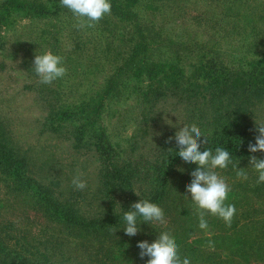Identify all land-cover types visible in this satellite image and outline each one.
I'll return each mask as SVG.
<instances>
[{"label":"rangeland","instance_id":"rangeland-1","mask_svg":"<svg viewBox=\"0 0 264 264\" xmlns=\"http://www.w3.org/2000/svg\"><path fill=\"white\" fill-rule=\"evenodd\" d=\"M6 1L0 0L2 141L26 162L30 177L52 191L58 202L71 205L85 218H105L110 211L123 214L137 200L149 199L175 155L168 152L174 148V143L168 141L183 125L200 128L210 139L227 127L244 129L251 137L259 134L255 123L264 122V89L244 88L245 77L239 69L234 71L230 84L212 87L195 77L194 54H181L174 46L169 49L154 44L146 58L184 65L186 76L180 82L165 85L161 75L150 78L142 72L148 61L144 57L139 60V69L116 77L118 90L122 86L127 90L116 100L115 87L106 101L108 112L102 117L103 124L116 140V160L109 165L106 159V167L95 143L78 142L76 123L57 132L50 130L49 125L45 127V123L51 105L96 96L104 90L108 78L118 73L126 58L124 49L128 48L126 23L108 14L91 26L80 27L82 22L67 9L64 22L61 15L37 19L7 14ZM133 1L134 9L140 12L154 4L155 9L147 11L148 20L162 27L172 41L191 45L197 42L246 60L253 59L252 53L263 47L264 0H147L143 6L141 0ZM43 51L61 56L66 68L65 75L50 85L42 84L32 67L34 53ZM141 82L144 90H137ZM144 92L149 96L143 97ZM165 119L181 125L169 127ZM238 166L217 171L230 185L243 179L237 174ZM118 168L124 170L122 178L116 177ZM195 168L196 165L189 167L182 162L171 167V175L177 180L175 188L186 187ZM129 169L133 176L126 179ZM109 172L112 177H107ZM76 175L87 182L86 189L72 185ZM108 181L112 184L107 187ZM8 223H13L7 231L15 246L16 239L26 237L36 244L56 231L28 199L9 195L0 182V228L9 227ZM214 234L208 228L199 235Z\"/></svg>","mask_w":264,"mask_h":264},{"label":"trees","instance_id":"trees-1","mask_svg":"<svg viewBox=\"0 0 264 264\" xmlns=\"http://www.w3.org/2000/svg\"><path fill=\"white\" fill-rule=\"evenodd\" d=\"M54 1L53 5H47L7 0L4 7L7 14H24L38 17L37 19L61 15V22H64L66 9L60 4V0H48V3ZM146 1H140L142 6ZM133 2L111 0L109 15L127 25L128 48L124 49L125 43L121 45L126 58L117 69L118 73L108 78L104 90L96 96L69 101L67 104L51 105L48 122L45 123V127L49 125V129L56 132L67 124L76 123L78 142L95 143L103 163L107 159L109 165L116 160V144H113L116 140L103 124L102 117L107 116L108 112L107 98L115 92V87L116 100L123 94V90H127L125 86L118 90L116 77L125 74V71L130 73L139 69L142 66L139 60L144 57L148 60L146 56L153 50L154 44L169 49L174 46L173 49L181 54H194L197 59L193 66L196 74L194 76L212 87L230 84L234 71L239 69L245 77L244 88L264 89V39L262 49L252 53L255 56L253 59L232 58L222 50L200 46L197 42L191 45L168 39L162 27L148 20L147 11H153L154 4L150 3L146 9L143 7L145 13L142 15V11L134 9ZM185 71L184 65L178 67L168 61H154L151 58L143 66L142 72L150 78L161 75L162 83L170 85L183 80ZM143 85L144 82H141L137 90H144ZM142 95L149 96L147 92ZM224 130L214 138H207L208 143L202 145L201 150L208 147L214 151L217 147H225L232 154V164L229 167L239 165L238 168L244 169L247 179L243 177L241 181L229 185L230 192L226 203L236 207L230 225L216 216L205 217L210 230L215 232L212 237L199 235L204 230L199 228V214L194 205L183 197L187 195L186 187L175 188L177 180L171 175L170 169L181 164L176 157L172 158L169 171L149 198L161 209L164 221L158 225L142 223L141 232L135 237H128L123 232V214L110 211L105 218L90 220L76 212L71 205L58 202L52 191L29 176L26 162L3 143L0 132V182L3 183L6 193L16 198L28 199L33 209L56 230L43 242L35 244L22 237L16 239L15 246L12 245L13 237L7 231L13 227V223H8L9 227H1L0 264H148L147 260H141L137 242L146 241L151 245L161 233H168L175 238L180 255L190 258L191 264L264 263V183L256 182L257 177L249 167L251 156L264 159V153L248 151L249 144H254L256 137L249 136L244 129L237 131L227 127ZM107 163L106 167L109 166ZM116 170V177L122 178L124 170ZM129 171L130 175L126 179L133 176L132 171ZM112 176L110 172L107 175ZM109 181L106 183L107 187L112 184Z\"/></svg>","mask_w":264,"mask_h":264},{"label":"clouds","instance_id":"clouds-1","mask_svg":"<svg viewBox=\"0 0 264 264\" xmlns=\"http://www.w3.org/2000/svg\"><path fill=\"white\" fill-rule=\"evenodd\" d=\"M60 4L78 18L82 23L80 27L91 26L105 15L111 13V0H60ZM32 67L40 82L50 85L62 78L66 73L63 58L51 51L35 52ZM169 127L179 128L181 124H172L165 119ZM259 133L255 143H250V153H264V122L255 123ZM203 138V140L201 139ZM169 144L174 143V148L168 152H174L185 166L196 165L191 173V182L186 186L184 195L190 200L199 214V228L208 230L209 224L206 216H216L225 224L230 225L236 213L234 204L226 203L229 197L230 186L226 179L219 174L218 169H227L232 163V154L225 147H217L214 151L202 145L207 144V138L202 130L196 126H184L177 131L174 138L169 139ZM173 157V156H170ZM249 167L255 173L258 184L264 183V159L251 156ZM248 167V168H249ZM239 169L237 174L247 179V175ZM183 174V169H180ZM72 185L79 190L87 187V182L76 175L72 179ZM123 210V209H122ZM123 232L128 237H135L141 232V224L158 225L163 222V213L149 199H139L123 211ZM137 248L141 260H147L148 264H191L188 257H182L179 253V245L175 238L168 233H161L154 243L149 245L146 241H138Z\"/></svg>","mask_w":264,"mask_h":264}]
</instances>
